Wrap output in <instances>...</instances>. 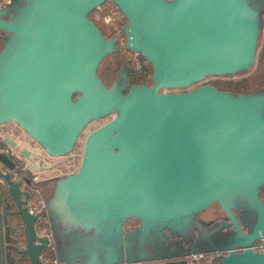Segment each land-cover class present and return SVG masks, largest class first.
<instances>
[{
    "label": "water",
    "instance_id": "water-1",
    "mask_svg": "<svg viewBox=\"0 0 264 264\" xmlns=\"http://www.w3.org/2000/svg\"><path fill=\"white\" fill-rule=\"evenodd\" d=\"M9 1L0 4V123L61 156L90 120L110 115L83 135L77 168L51 177L56 223L88 238L57 264H186L187 254L212 251L217 264H264V251L250 248L264 236V93L251 94L264 77L251 91L185 89L253 65L264 9L245 0H111L124 16L122 47L151 67L149 85L126 77L120 91L96 73L119 44L87 15L104 0H17L11 14ZM0 164V264H51L41 257L50 234L35 230L38 213L27 208L28 179L12 176L1 150ZM212 203L220 218H196ZM127 218L138 225L123 231ZM15 221L21 248L8 242ZM166 231L186 244L152 250L133 238Z\"/></svg>",
    "mask_w": 264,
    "mask_h": 264
},
{
    "label": "rangeland",
    "instance_id": "rangeland-1",
    "mask_svg": "<svg viewBox=\"0 0 264 264\" xmlns=\"http://www.w3.org/2000/svg\"><path fill=\"white\" fill-rule=\"evenodd\" d=\"M245 1L253 8V10L256 13L257 11L264 9V0H245ZM99 6L100 8L98 9L97 7H95L94 11L89 16L91 17L93 21H95V24L101 28L103 24H106L107 21H104L101 17V10L106 9V10H110L111 14L113 15L112 20L109 22L118 21V24H120L119 25V28H120L122 22L124 21V16L121 15L117 11V9L113 6V3L110 0H104L102 3L99 4ZM5 7L7 10L10 11L9 13L11 14L13 10L15 11L19 7V2H17V0H10L9 2L5 3ZM118 33H120V30ZM263 42H264V32H263V38H262V35L258 36V40L256 44V54H255V59H254L252 66L244 69L243 71H240L238 73L231 74V75H218V74L207 75L201 81L196 82L192 85H189L185 89L191 88L195 86L196 84L202 83V82H209L217 87L225 88L231 91H235V90L245 91V90H249V89H253L257 87V85L260 83L261 77L262 76L264 77ZM131 55H132V51H130V54H129L130 58H131ZM119 61H120V56H117L115 53H107L101 59L100 64H99V69L104 65H110L111 67L115 68L114 66H117ZM141 64H146V66L149 67L148 62H144ZM132 65H134L132 60L131 62L127 60H122L119 63L117 74L114 78L115 79L114 87L117 90L121 91L126 86L127 84L126 83V77H127L126 72L134 70V67ZM136 71H138V69ZM260 92L264 93V86L262 87V89H257L253 91L251 94H257ZM109 117L110 115H107L99 119L90 120L83 127V129L81 130V133L78 135L77 140L72 147L74 151L75 152L79 151V149L81 148V142H82L83 135L89 129L95 127L96 125L105 121ZM262 117L264 119V111L262 113ZM34 145L36 144L34 143ZM59 159L60 158H53V160H59ZM53 182L54 181L52 179L48 180L45 183L40 184L39 187L44 197V209L48 215V221H49L48 232L50 234V242L53 245V255L55 256L57 262L60 263L58 260H60L61 258L67 257L68 255L75 254L77 253V251L79 252L83 247H85L88 243V238H87L86 233L81 229L70 228L67 226H60L56 223V220L54 219V215L51 210L50 202H49V195L53 187ZM207 209L212 212L221 213L216 203L210 204L207 207ZM202 213L203 212H201V214ZM136 225H138L137 219L127 218L123 226V231L131 227H134ZM133 238L138 239V241L140 242V243L138 242V246L140 248L149 247L152 250H159L163 247L161 244V239L159 237L157 238V234L155 235L154 233H147L146 235H143V236L138 235L137 237L134 236ZM133 242H134L133 239H130V243H133Z\"/></svg>",
    "mask_w": 264,
    "mask_h": 264
},
{
    "label": "built area",
    "instance_id": "built-area-1",
    "mask_svg": "<svg viewBox=\"0 0 264 264\" xmlns=\"http://www.w3.org/2000/svg\"><path fill=\"white\" fill-rule=\"evenodd\" d=\"M6 0H0V4ZM97 8L99 9L100 6L98 5ZM101 10V9H100ZM101 17L104 21H111L113 15L111 14L110 10L102 9L101 10ZM132 60L135 65L136 70L140 69L141 63L146 62L143 59L138 57V53L132 51ZM5 138L12 140L15 144L11 145L8 143ZM30 143V144H29ZM30 140L29 142L24 139L20 138L18 134L12 132L10 128H7L4 125H0V150L6 153L9 157H15L19 161V170L24 171L30 178L32 182V190L31 194L27 200V208L30 212L38 213L36 216V220H39L41 227L43 228L42 231L39 233L49 234L48 226L49 221L47 214L44 209V197L40 191L39 182L45 179H49L50 177L54 176H61L66 172L74 171L77 168L80 149L79 151H74L72 148L67 154L63 156H49L43 153L37 145H34ZM18 146L26 147L30 150V157H32L33 161L38 165H42L43 168L36 169L29 165V160L24 158L20 152L18 151ZM32 152H37L38 156L33 157L31 155ZM53 158H60L59 160H53ZM15 173V171H14ZM35 220V221H36ZM48 245L51 246L50 241ZM52 248V246H51ZM250 248L256 251H264V236L259 237L252 241L250 244ZM234 250L240 249L239 247H234ZM219 252L212 251V252H195L191 254H187L184 256L186 260V264H217ZM51 264H57V260L55 257H52Z\"/></svg>",
    "mask_w": 264,
    "mask_h": 264
},
{
    "label": "flooded vegetation",
    "instance_id": "flooded-vegetation-1",
    "mask_svg": "<svg viewBox=\"0 0 264 264\" xmlns=\"http://www.w3.org/2000/svg\"><path fill=\"white\" fill-rule=\"evenodd\" d=\"M99 28V27H98ZM100 29V28H99ZM102 35L104 37H107V36H110V35H115L117 37V40H118V49L114 52H111V53H115L117 56H120V61L119 63L122 61V60H127L129 62H131L132 60V57L130 58L129 57V54H130V51H127L125 50L123 47H122V34L121 32L118 33V32H111V33H103L102 30L100 29ZM0 46H1V42H0ZM133 62V60H132ZM119 63L117 66H114L116 68V74H117V69H118V66H119ZM132 64V63H131ZM134 67V70L133 71H127V76L130 74V73H133V72H136V68L134 65H132ZM0 125H4L6 126L7 128H10V130L12 132H15V134H23L24 135V139H26L28 142H29V137L25 135L24 131H22L16 124H14L13 122H4V123H0ZM18 132V133H17ZM32 142V140H30ZM15 142V141H14ZM33 143V142H32ZM15 144V143H14ZM14 144H11V145H14ZM30 144V143H29ZM18 148V151L20 152V146L17 147ZM28 152H30V150H28ZM20 154L22 155V153L20 152ZM23 156V155H22ZM13 162H14V168L13 169H10V172L12 174V176L14 178H19L21 180L23 179H28V183H23L24 184V188H26L28 190V196H27V200L31 194V190H32V182L30 181V178L29 176L27 175L26 172L24 171H20L19 170V161L15 158V157H11ZM29 165L31 166L30 162H29ZM37 165V164H36ZM39 165V164H38ZM39 166H42L41 164ZM0 167L2 168V165L0 164ZM15 171V173H14ZM51 177L49 179H45V180H50ZM259 197L260 199H264V187H261L260 188V192H259ZM208 207V206H207ZM206 208H204L203 210L199 211L196 213V218H200V219H204V220H208V219H212V221L218 219L221 217V214L222 213H217V212H212L210 210H208ZM201 212H203L201 214ZM12 225V224H11ZM209 226V225H207ZM2 233L4 235L5 233V229L2 227ZM39 233V232H38ZM160 238L161 239V244H162V249H165V248H170V247H178V246H183L186 244V242H184V239L183 238H179L175 235H170L168 231H166V234H163L162 233H158L157 235V238ZM22 232H21V223L18 222V221H15V224H13L12 226V229H10V232H9V237H8V242L11 243V244H14L16 245L18 248H21L22 247ZM15 257H21L22 255H19V254H14ZM16 264V263H15ZM23 264H27V263H23Z\"/></svg>",
    "mask_w": 264,
    "mask_h": 264
},
{
    "label": "trees",
    "instance_id": "trees-1",
    "mask_svg": "<svg viewBox=\"0 0 264 264\" xmlns=\"http://www.w3.org/2000/svg\"><path fill=\"white\" fill-rule=\"evenodd\" d=\"M113 6L117 9V7L114 5V3H113ZM93 11H94V8L91 9L87 15L90 16V14ZM117 11L121 14V12L118 9H117ZM119 25L120 24H118V21H113V22L108 21V22H106V24L102 25V28L99 26L98 27L102 30L103 33H111V32H117V31L119 32ZM138 57L140 59H143V57L139 53H138ZM100 61L97 65L96 73H97L98 77L100 78V80L106 86H109L111 84L112 80L116 76V68H113L110 65H104L99 69ZM150 70H151L150 64H149V67L146 66V64H142L138 71L130 73L127 76L128 83L145 82L147 85H149L150 84V79H149ZM146 73H148V74H146ZM34 228L37 232L42 231L43 228L41 227L39 220H36L34 222ZM41 257L43 260L42 262H45V261L50 262L51 261V259L53 257L51 246L48 245L42 250Z\"/></svg>",
    "mask_w": 264,
    "mask_h": 264
},
{
    "label": "crops",
    "instance_id": "crops-1",
    "mask_svg": "<svg viewBox=\"0 0 264 264\" xmlns=\"http://www.w3.org/2000/svg\"><path fill=\"white\" fill-rule=\"evenodd\" d=\"M263 46H264V42H263ZM262 48H263V47H262ZM253 89H254V88H253ZM253 89H249V90H245V91H251V90H253ZM235 91H241V90H235ZM17 133H18V132H17ZM18 135L20 136V138H23V137H24V135L21 134V133H20V134L18 133ZM46 181H48V180H42V181H40V182H39V185L42 184V183H45ZM50 244H51V246H52V256L55 257V256L53 255V245H52L51 242H50Z\"/></svg>",
    "mask_w": 264,
    "mask_h": 264
}]
</instances>
